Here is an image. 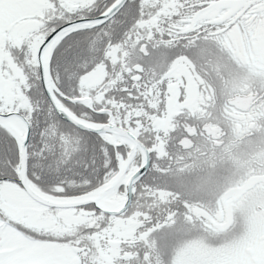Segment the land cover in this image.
<instances>
[{"label":"snow or ice","instance_id":"obj_1","mask_svg":"<svg viewBox=\"0 0 264 264\" xmlns=\"http://www.w3.org/2000/svg\"><path fill=\"white\" fill-rule=\"evenodd\" d=\"M257 29L264 0H0V264H96L97 247L100 264H154L157 237L165 264H264V225L215 237L223 205L205 214L197 177L167 174L172 141L154 125L175 106L191 131L178 81L214 87L213 41L237 31L264 56Z\"/></svg>","mask_w":264,"mask_h":264},{"label":"flooded vegetation","instance_id":"obj_2","mask_svg":"<svg viewBox=\"0 0 264 264\" xmlns=\"http://www.w3.org/2000/svg\"><path fill=\"white\" fill-rule=\"evenodd\" d=\"M256 35L258 41H264V29H257ZM213 42L217 43L219 49V57L211 65L215 86L209 85L202 92L206 81L198 74L199 84L193 81L192 85L190 82L185 86L183 81H178L176 86L177 96L182 94L180 87L184 86V94L188 97L191 118L196 121L190 126L194 129L191 130L192 134L184 136L188 127H184L183 132L180 131L183 125L178 118L183 117L184 110L175 106L170 109L172 115L169 118H158L154 125L172 141L169 148L171 155L168 158L192 151L191 156L197 161L195 169L171 168L166 172L173 176L197 177L200 198L196 202L204 205L202 211L205 214L215 213L223 205L224 212L217 221L218 227L214 233L215 237H219L237 228L241 221L252 223L254 215L261 221V226L264 225V217L257 213L249 212L247 218L238 211L252 205L259 208L261 204L251 197L256 192L264 195V108L258 103V97L264 95V56L254 54L249 48L248 40L239 31L227 41ZM254 47L259 51V43ZM136 67L139 71L143 70ZM184 73V66L178 65L174 78L178 79ZM208 93H211L208 97L210 103H205L202 97ZM236 95L254 97L247 108L242 109L228 103ZM205 126H209L210 130L219 128L220 131L215 134L220 136L214 138L212 133H206L203 129ZM179 137L190 140L191 146L182 147V139L176 143ZM222 146L225 151L217 154L216 149L223 150ZM238 147L243 158L237 160L235 169L228 173L225 165L229 164L226 160L238 159ZM251 148L254 151L245 152ZM114 228L122 239L131 238L136 231L135 222L119 217ZM122 232L125 233L121 234ZM152 243L154 264H165L161 238H155Z\"/></svg>","mask_w":264,"mask_h":264},{"label":"rangeland","instance_id":"obj_3","mask_svg":"<svg viewBox=\"0 0 264 264\" xmlns=\"http://www.w3.org/2000/svg\"><path fill=\"white\" fill-rule=\"evenodd\" d=\"M193 84V81H191V83H190V85H192ZM222 148H223V146H222ZM223 152L225 151V149L223 148V150H222ZM247 151H254V149L253 148H251V149H247V150H245V152H247ZM236 152H237V154H238V159H227V163L229 164V165H225V167H226V169H227V171H229V170H233V169H235V167H234V165L237 163V160H241V158H243L242 157V155H241V153L242 152H240V147H238L237 149H236ZM244 152V153H245ZM220 153H222V152H219V153H217V154H220ZM257 161V160H256ZM228 173H231V171H229ZM230 180V179H229ZM228 181V180H227ZM251 194V193H250ZM251 199L253 200V201H255V202H259L261 205H264V195L262 194V193H260V192H256V193H254L253 195H252V197H251ZM116 201V200H115ZM116 204H117V201H116ZM244 208H246V206H244ZM248 208H250V207H247L246 209H244V210H239L238 209V211L241 213V214H243V215H245V216H247V218H248V216L250 215V211L248 210ZM248 211V212H247ZM64 222H65V224H67L69 227H75L76 228V226H78L81 222H83V220H86L85 222L86 223H88L89 221H88V219L86 218V217H84V216H78V215H74L73 214V212L72 211H69V212H66L65 214H64ZM252 219H253V222H252V224H255V225H258V223H259V226H261V221L259 220V219H257L256 218V216L254 215L253 217H252ZM77 230H79V228L77 229ZM113 231H115V228H113ZM117 231V230H116ZM115 231V232H116ZM125 232H122L121 234H124ZM98 253H100V260L98 261V260H96V264H100V262H101V260H106L107 258H109L110 259V255H109V253H107V254H104L103 252H100V251H98ZM164 262V261H163Z\"/></svg>","mask_w":264,"mask_h":264},{"label":"trees","instance_id":"obj_4","mask_svg":"<svg viewBox=\"0 0 264 264\" xmlns=\"http://www.w3.org/2000/svg\"><path fill=\"white\" fill-rule=\"evenodd\" d=\"M222 149H216V152L219 153L221 152ZM191 153L192 151H186V152H183L181 154H175V156H173L172 158H168L169 161H170V164H171V168H183V169H195L196 167V159H193V157L191 156ZM221 161V160H220ZM227 161V160H226ZM203 164V163H202ZM189 176H192V175H189ZM188 176V177H189ZM148 201H146L147 203ZM88 219V223H86L85 221L86 220H83V222H81L78 226H76V230L80 227H92V223H90V217H87V216H84ZM104 239L103 236L100 237V240H98L96 243L97 245L100 244V242ZM100 251V252H103L104 254H107L108 252L104 251V249L102 247H97V252ZM96 260H100V256H98L96 258ZM111 260V256H110V259L107 258L105 261H109Z\"/></svg>","mask_w":264,"mask_h":264},{"label":"water","instance_id":"obj_5","mask_svg":"<svg viewBox=\"0 0 264 264\" xmlns=\"http://www.w3.org/2000/svg\"><path fill=\"white\" fill-rule=\"evenodd\" d=\"M254 97V95H248V96H239L236 95L234 98H232L231 100L228 101V103L234 104L235 106L242 108V109H246L247 106L250 104V100ZM203 129L206 130V133H212V136L214 138H218L220 135H216V132H219L220 129L219 128H215L213 130H210L209 126H205L203 127ZM188 134H192V131H194V129L192 128V131H189V128H186ZM180 144L182 145V147L184 148H188L191 146V141L188 139H182L180 141ZM184 144V145H183ZM110 210H116L118 211L119 209L115 206H113V208H110Z\"/></svg>","mask_w":264,"mask_h":264},{"label":"bare ground","instance_id":"obj_6","mask_svg":"<svg viewBox=\"0 0 264 264\" xmlns=\"http://www.w3.org/2000/svg\"><path fill=\"white\" fill-rule=\"evenodd\" d=\"M110 208H113V206L116 205V201L114 199L108 201Z\"/></svg>","mask_w":264,"mask_h":264}]
</instances>
